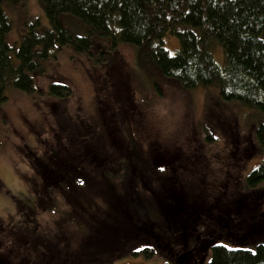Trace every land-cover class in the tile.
Returning <instances> with one entry per match:
<instances>
[{"label":"trees","instance_id":"1","mask_svg":"<svg viewBox=\"0 0 264 264\" xmlns=\"http://www.w3.org/2000/svg\"><path fill=\"white\" fill-rule=\"evenodd\" d=\"M20 1L0 0V104L5 100L4 87L7 84L24 93H31L34 90L33 80L39 76L36 70L41 68L40 64L47 58H55L62 47L70 46L74 51L88 52L91 37L111 36L135 47L133 65L138 72L151 73L185 92L216 84L222 100L236 102L253 111L256 118L251 129L254 142L251 145L255 152L258 151L259 163L243 176L244 165L250 156L246 153L247 147L241 154V165L235 162L227 167L224 166L226 162L221 160L223 163L219 170L225 176L215 182L208 174L207 166L212 163L206 156L202 169L207 168L203 177H200V166L187 163L178 170L179 181L172 184L174 173L170 175L171 171L165 166H158L152 175H142L143 169L150 167V163L131 151L129 158H134L137 163L127 158L125 162H115L102 170L98 164L99 159L104 157H100L96 166L98 180L105 184L104 189L93 188L91 183L97 182V178L89 179L83 172L71 175L72 178L62 173L59 178L53 179L52 184L56 188L51 193H45L44 204L34 200L25 207L29 212L23 215L24 227L6 231L7 236L16 240L15 234L21 230L30 232V228L34 229L37 224L32 220L34 208L44 214H65L64 218L70 220L69 226L64 227L69 239L81 235L80 231H87L76 218L86 215L90 223L87 225L93 228H97L94 221L102 223V236L98 242L100 246L110 244L108 248L119 249L123 243L117 242L121 239L119 236L113 243L112 236L108 234L111 231L112 235V230L118 227L117 233H123L142 246L131 252L133 255L143 253L150 257L154 254L153 243L167 261L165 264L169 261L175 264H264V0H40L48 28L40 33L30 30L21 37L14 52L17 63H14L10 55L12 48L4 40L10 23L2 4ZM62 16L76 20L84 33L76 35L67 30L62 24ZM168 35H174L179 43L173 55L163 48V38ZM214 42L222 48L223 60L220 64L213 60ZM119 66V58H116L109 70L116 82ZM46 92L47 96L62 98L69 94L66 86L58 84L48 85ZM218 104L224 105L221 102ZM66 125V136L71 134L70 128H77L68 120ZM84 126L82 123L81 128ZM123 127L127 136L131 135L126 123ZM123 136L125 138L124 132ZM127 140L124 147L127 145L129 150L135 143L130 138ZM89 147L93 151L90 153L93 159L99 154L95 152L98 146L92 143ZM74 153L73 150L68 151L67 155L75 156ZM65 159L69 162L62 166H70V158ZM156 173L165 177L164 182L159 183ZM137 175L139 178H136ZM47 176L40 174L38 180L52 189ZM120 176L124 177L121 182ZM230 176L233 181L228 186L231 185V188L219 186ZM151 177L158 183L157 189L151 187ZM34 184L31 185L32 191L39 187ZM141 189L152 195V206L156 208L158 220L150 214L152 219H149L147 213L139 215L130 206L132 202H139L138 192ZM101 200L105 204L104 209L100 208ZM107 206L110 211H106ZM108 214L112 216L113 224L106 221ZM58 224L61 226V221ZM70 226H74L79 233L68 229ZM22 236L26 237L25 234H18L20 242L13 247L14 256L19 253L22 258L31 261L33 254ZM223 240L230 245L222 244ZM41 244L44 243L38 245ZM46 244L51 247V243ZM52 245L56 247L57 244ZM50 249L53 252L52 247ZM59 250L70 252L68 249ZM84 253L91 255L84 263L94 260V252ZM44 255V264H56L50 260L52 255L46 252ZM58 257L63 264L73 262L69 254ZM106 259L111 261L104 256L103 260Z\"/></svg>","mask_w":264,"mask_h":264},{"label":"rangeland","instance_id":"2","mask_svg":"<svg viewBox=\"0 0 264 264\" xmlns=\"http://www.w3.org/2000/svg\"><path fill=\"white\" fill-rule=\"evenodd\" d=\"M2 10L10 23L4 40L12 48L10 55L13 62L17 63L14 52L21 37L30 30L40 33L48 28V23L40 0H22L16 4L5 2L2 4ZM61 21L70 32L76 35L84 33L76 20L62 16ZM115 35L117 37V34ZM114 44L116 46H112ZM214 45L216 47L213 49V60L220 64L223 60L222 48L217 42H214ZM178 47L179 43L174 35L163 38V48L170 55H173ZM135 51L132 45L122 43L111 36H93L90 38L88 52H78L70 46H64L55 58L45 59L40 64L41 68L36 70L39 76L33 80L34 90L31 93H24L12 84L4 87L5 100L0 104V264H44L45 252L52 255L50 260L56 264H63L58 256L68 254L73 261L71 264L167 262L153 243L151 245L154 254L150 257L143 253L133 255L131 252L141 249L142 246L123 233H117L118 227L112 230V235L111 231H108V234L112 236L113 243L114 239L117 241V236L121 238L117 241L123 242L119 249L108 248L110 244L100 246L98 241L102 236V223L94 221L97 228L90 227L87 225L90 223L86 215V218H76L87 229L86 233L80 231L81 235L69 239L64 227L69 226L70 220L64 218L65 214H44L34 208L32 220L37 222L33 224L34 229L30 228V232L21 230L20 233L16 230L19 235H26L22 238H26L25 241L28 242L26 244L33 254L32 259L29 261V258H22L17 252L15 253L18 256H14L13 247L18 246L20 242L18 234H15L14 240V237L7 236L6 231L24 227L23 215L26 211L29 212L25 207L34 200L35 203L41 201L44 204L45 193H51L56 188L52 184L53 179L59 178L62 173L72 178L71 175L80 171L89 179L97 178V182L93 181L91 185L101 191L105 184L98 180V168L103 170L115 162H125L130 159L129 151L150 163V167L143 169L142 175H152V171H156L158 166H165L171 171L170 175L174 173L172 184L179 181L178 170L187 163L200 166V177H203L208 167L211 180L219 181L225 176V173H220L219 170L223 163L221 160L226 162L224 166L227 167L235 162L241 165V154L247 147L246 153L250 156L244 165L243 176L259 163L256 154L258 151L255 152L251 145V142L254 144L251 129L256 118L253 111L236 102L222 100L216 84L185 92L151 73L138 72L133 65ZM116 58H119L120 71L127 76V89L124 91L120 89L115 76L109 73ZM51 84L66 86L69 90L68 96H47L46 87ZM219 102L224 105H219ZM67 120L70 125L77 127L71 129V136H66ZM82 123L93 126L98 136H101L100 145L96 144L98 147L95 151L99 154L93 159L91 154H81L82 147L74 148L77 144L84 143L82 133L77 131ZM125 123L130 128L131 135L127 136L123 127ZM128 138L135 143L129 150L127 145L124 147ZM68 142H71V145ZM90 142L96 143L91 137ZM72 150L75 152L73 155L78 157L67 155V152ZM65 155V158H70L72 165L62 166L69 162L64 158ZM206 156L212 165L202 169L207 161ZM100 157L104 159H99ZM97 159L100 166L98 168ZM130 161L137 163L134 158ZM121 167L124 165L121 164ZM40 174L48 175V185L52 186V189L40 183ZM120 177L121 182L124 177ZM156 178L159 183L165 179L159 173H156ZM232 181L230 176L219 183V186H228ZM34 182L35 187L39 186L38 189L34 187L36 191L31 188ZM149 182L152 188H158L155 178L151 177ZM225 188L229 189L231 185ZM138 194L140 200L130 204L132 209L139 215H154L153 218L158 220L150 192L141 189ZM99 203L100 208L104 209L103 201ZM40 208L44 210V207ZM106 211H110V207L107 206ZM105 219L113 224L111 215L108 214ZM60 221L61 226L58 224ZM68 229L75 230V227L70 226ZM38 235L43 236L45 240L40 239ZM39 243L44 244L38 245ZM46 243H51L53 252ZM53 243L57 244L56 247ZM221 243L230 245L224 240ZM58 247L70 252L59 250ZM84 251L94 252V260L84 263L85 259L91 258V255L85 254ZM104 256L111 261L103 260ZM168 264L175 263L169 261Z\"/></svg>","mask_w":264,"mask_h":264},{"label":"flooded vegetation","instance_id":"3","mask_svg":"<svg viewBox=\"0 0 264 264\" xmlns=\"http://www.w3.org/2000/svg\"><path fill=\"white\" fill-rule=\"evenodd\" d=\"M120 66L119 68L117 69V73H118V85L120 86V89L121 90H125L127 89V86H126V83H125V79H126V75L123 74L121 71H120ZM70 132H71V128H70ZM78 133H82L83 137H84V143H80V144H77L76 147L74 148H78V147H82V153L83 155H86V154H90V153H93L92 149L89 147V145H91L92 143L90 142V137L95 139L96 143L94 144H99L100 145V138L101 136H98V133L97 131L94 129L93 126H89V125H85L83 128H81V130L78 131ZM67 136H71V134H68ZM103 139H104V136H103ZM69 145H71V142H68ZM103 144V142H102ZM67 145V144H66ZM69 157H76V156H72V155H68ZM78 162V161H77ZM51 201V199H49ZM9 263V262H8Z\"/></svg>","mask_w":264,"mask_h":264}]
</instances>
